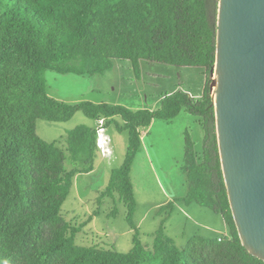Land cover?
Listing matches in <instances>:
<instances>
[{
    "label": "trees",
    "instance_id": "obj_1",
    "mask_svg": "<svg viewBox=\"0 0 264 264\" xmlns=\"http://www.w3.org/2000/svg\"><path fill=\"white\" fill-rule=\"evenodd\" d=\"M218 0H0V264H264L241 245L223 182L209 93L215 63ZM117 61L200 67L206 75L200 98L174 91L157 110L50 97L45 73L102 76ZM93 121L118 116L128 145L111 171L100 199L117 197L132 226L135 198L131 170L141 151L142 129L181 112L197 118L201 150L185 137L181 171L184 200L220 215L226 236H193L183 247L163 231L151 245L135 230L132 248L117 252L81 246L82 226L67 222L61 208L77 174L93 170L95 127L67 132L64 147L36 134V121L66 122L77 113ZM170 207V206H169ZM166 207V208H169ZM117 212H114V215Z\"/></svg>",
    "mask_w": 264,
    "mask_h": 264
},
{
    "label": "rangeland",
    "instance_id": "obj_2",
    "mask_svg": "<svg viewBox=\"0 0 264 264\" xmlns=\"http://www.w3.org/2000/svg\"><path fill=\"white\" fill-rule=\"evenodd\" d=\"M116 64V65H115ZM109 72L101 76L93 77H75L71 75L61 76L53 72H46V84L47 93L49 96L56 100L66 102L69 104H76L82 101L99 102L113 105H121L132 110H157L160 108L161 100L167 94L170 89L177 88L180 81H187L189 75L178 74L179 67L168 66L160 63H147L140 61L134 64L130 61H117ZM185 71H191V76L196 79V71H199L198 78L202 81L201 74L203 68L200 67H187L183 68ZM190 91L189 87H178L174 91ZM192 92V91H190ZM173 93V92H172ZM193 93V92H192ZM93 120L87 118L83 113L77 112L72 118L66 122L61 123H49L44 120L36 121V134L46 142L64 141V137L67 132L71 131L77 126L86 125L90 126ZM122 124L120 117L116 116L111 121H108L105 127V134L110 137L112 144L115 147L116 161L112 164L113 168H118L125 156L126 148L128 145V135L125 132H118V126ZM141 141V153H139L132 166L131 178L133 180V186L135 190V196L137 202H147L148 204H154L155 202L162 201V194L177 193L181 191V185L185 184L184 176L181 171L185 137L189 136L190 140L194 143V149L196 151L201 150L202 146V131L197 123V118L189 115L185 112H181L173 120L167 122L164 120H154L151 125L140 131ZM111 144V145H112ZM144 146L145 152L142 151ZM111 148V147H110ZM104 177V176H103ZM102 177V178H103ZM102 183V179L99 181ZM96 181L91 182L92 193L100 186ZM83 179L79 183V191L84 194L87 189ZM186 188V187H185ZM149 195V196H148ZM157 196H160L158 199ZM93 198L89 193L85 197V206L93 208V201H88ZM74 192H71L65 202L62 205V214L67 222L81 223L87 221L88 218H83L82 214L86 215L85 206L77 205L74 202ZM75 208L73 213L69 212L71 207ZM165 207V206H164ZM118 212L120 213V209ZM164 209V208H163ZM160 212L161 220H163V226L167 228V232L164 233L172 238L178 247L186 245L187 241L192 238V229L186 227L185 234L191 235L188 239L180 235L179 231L173 230L178 220H173L168 216L169 209L166 208ZM144 210V209H143ZM124 212V210H122ZM151 212V211H150ZM154 212H151L152 215ZM138 215V214H137ZM132 218L136 222V216ZM153 216V215H152ZM158 216V217H159ZM151 217V216H150ZM72 220V221H71ZM115 231L121 230L122 225L120 218H114ZM149 221V219L147 220ZM106 227L105 221L101 223ZM100 222H96L95 225L100 230L102 227ZM150 225V224H149ZM147 226L144 223L141 227L143 233H149L151 231L159 230V224L157 226ZM178 225V224H177ZM110 227V226H109ZM93 225H89L80 230L83 233L77 237L79 245L91 246L92 235L95 234L92 230ZM191 231V233H190ZM84 234L89 236L88 239H83L86 243H82V237ZM94 236V235H93ZM142 243L151 245L150 239L142 237ZM88 241V242H87ZM95 244V243H94ZM132 248V242L130 238H123L121 244H116L115 250L117 252L126 253Z\"/></svg>",
    "mask_w": 264,
    "mask_h": 264
},
{
    "label": "water",
    "instance_id": "obj_3",
    "mask_svg": "<svg viewBox=\"0 0 264 264\" xmlns=\"http://www.w3.org/2000/svg\"><path fill=\"white\" fill-rule=\"evenodd\" d=\"M215 26L209 93L223 182L241 245L264 262V0H218Z\"/></svg>",
    "mask_w": 264,
    "mask_h": 264
},
{
    "label": "crops",
    "instance_id": "obj_4",
    "mask_svg": "<svg viewBox=\"0 0 264 264\" xmlns=\"http://www.w3.org/2000/svg\"><path fill=\"white\" fill-rule=\"evenodd\" d=\"M168 66H172V65H168ZM114 67H116V66H114ZM183 68H187V67H179V69H177L178 74H183V75L187 74V75H189V79H187V81H183V80L180 81L178 84L179 86H176V87L178 88V87H186L187 86V87H189V89H191L190 91H192L193 93L188 91V90H184V91L188 92L192 97L200 98L204 92L205 83H206V75H205L204 69H203V73L201 74V76L203 75L202 81H201L198 78L199 71H196L197 72L196 76H194L196 79L194 80L193 76H191V73H190L191 71H185ZM177 88H175V89H177ZM175 89H173V88L170 89L167 94L174 92ZM92 103H94V102H92ZM97 103H99V102H95L94 104H97ZM122 124H123V121H122ZM90 126L96 127V121H93V123ZM108 138L110 140V147H111V148L109 147L110 148V154L105 155V156H101L96 151V158L94 161L93 170L89 173L77 174L74 178L73 185H72V188L70 190V193L74 192V199H73L74 202H76L77 205H79V204L82 205L81 208H83L85 206V197L89 193L93 197V198L88 200V201H93V206H92L93 208H89V207L85 206L86 207L85 211H87V214L86 215L82 214L83 218H88L87 221H85V222L82 221L79 224L78 223L74 224L77 226H82L81 229H83V228L87 227L89 225V223H92V225H93L92 230L95 233V234H93L94 236L92 235V238H91L92 239L91 240L92 245H97V246H100L102 248H113V249H115L116 244H121L123 238H130V241L132 242V237L135 234V230L138 231L139 237L141 235L142 237L149 238L150 239L149 241L152 244L153 243V237H154V234L156 233V231H154V232L151 231L149 233H143L141 231V227L144 223H146L147 226L150 224L149 226H152V227L157 226L156 224L158 223L159 228H160L161 225H164L163 224L164 221L161 220V216H159L160 212L162 211L163 208L166 209V207H169V206H170L168 208L169 213L167 214V216L171 214V216H168V217L173 218L174 221L178 220L176 222L175 226L173 227V230L179 231L180 235L186 239L191 237V235L185 234V229L187 226L192 229V233H193L192 235L196 234L198 236H202L205 238H215V237H218V236L225 234L227 232L224 220L221 218L220 215L213 214L209 211H206V209H203V208L196 206L192 202H188V201L184 200V196L186 194L185 185H181V191L178 192V194L177 193L167 194V192L163 193L162 194V201L155 202L154 204H150V203L148 204L147 202L145 203L142 201L140 203H138L137 198L135 196L134 186H133V193H134L136 206H135V211H134L132 218L134 217V215H137V214L138 215L135 217L136 222L132 220V226L130 224H128L125 220L126 209H125L124 205L122 204V202L119 199H117V197H114V198L106 197V198L100 199V194L105 190L106 186L108 185L111 171L113 169H115L112 166L113 165L112 163L114 161H116L115 147L113 146L112 140L110 139V137H108ZM141 141H142V137H141ZM54 142H56V141H54ZM59 146L62 148L65 146L62 140L60 141ZM142 151L145 152L144 146H143ZM140 153H141V151H140ZM125 154H126V152H125ZM124 158H125V156H124ZM131 172H132V170H131ZM82 179H83V182L86 186L83 188L87 189L86 191L83 190V192H85V196L83 193H81L79 191V183H80V180H82ZM101 179H102V183L100 184L99 181ZM96 181L100 184L101 187L100 188L98 187L92 193L91 191L93 189L91 186V182L95 183ZM131 181H132V185H133L132 178H131ZM157 197H158V199L160 198V196H157ZM117 208L120 209V213L118 212ZM74 210H75V208L73 206L69 209L68 213L69 212L73 213ZM122 210H124V212ZM115 211L117 212V214L114 215ZM150 211L154 212L152 214L153 216L150 215V213H151ZM116 215H117V218H120V220L118 222H120L121 225H122V223L124 224V225H122L121 230H117L118 232H116L115 228H114V223H115L114 218L116 217ZM148 219H149V221H147ZM97 221L100 222V224L105 221L107 226L104 227L101 224L102 227H100V230H98V228L95 225V223ZM164 230L167 232V228L164 227ZM81 233H83V231H81L77 234L76 240H78L77 237ZM190 233H191V231H190ZM84 236H85V238H83V237L81 238L82 243H86L83 239L89 238V236L87 234H84ZM140 240L142 241V238H140ZM77 244H78V242H77ZM145 245H147V244H145Z\"/></svg>",
    "mask_w": 264,
    "mask_h": 264
},
{
    "label": "built area",
    "instance_id": "obj_5",
    "mask_svg": "<svg viewBox=\"0 0 264 264\" xmlns=\"http://www.w3.org/2000/svg\"><path fill=\"white\" fill-rule=\"evenodd\" d=\"M189 96L191 95L189 94ZM95 145H96L97 152L101 156L110 154V148H109L110 140L108 136L105 134V119L103 118L96 122ZM224 236H226V233L218 236V239H221Z\"/></svg>",
    "mask_w": 264,
    "mask_h": 264
},
{
    "label": "bare ground",
    "instance_id": "obj_6",
    "mask_svg": "<svg viewBox=\"0 0 264 264\" xmlns=\"http://www.w3.org/2000/svg\"><path fill=\"white\" fill-rule=\"evenodd\" d=\"M214 78H215V75H214Z\"/></svg>",
    "mask_w": 264,
    "mask_h": 264
}]
</instances>
